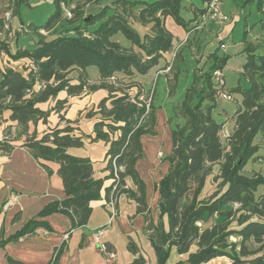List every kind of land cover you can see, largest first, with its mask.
Here are the masks:
<instances>
[{
	"label": "trees",
	"instance_id": "16d2710c",
	"mask_svg": "<svg viewBox=\"0 0 264 264\" xmlns=\"http://www.w3.org/2000/svg\"><path fill=\"white\" fill-rule=\"evenodd\" d=\"M25 1L14 0V13L19 14ZM75 1L55 0V10L46 24L35 27L37 31H49L62 25V29L51 38L39 33L41 37L32 50L18 49L12 53L7 44L0 42V49L5 47L14 59H28L24 65L26 73L14 68L2 73L0 117L3 110L10 109L11 119L19 126L18 135H26L24 145L33 156L60 164L59 175L65 190L63 199L48 203L9 239L18 240L39 227L52 230L46 218L54 213L69 216L73 229L88 223L91 203L101 199L104 179L95 178L89 157L76 156L68 150L83 146L84 139L90 136L92 141L104 140L109 144L107 168L114 181L106 188V196L116 199L126 194L137 203L158 264H167L172 247L188 254L187 260L175 264H203L218 256L229 257L232 264H264V193H256L264 185V175L245 169L251 159L259 158L256 154L261 146L255 142L259 132L264 141V46L260 51L252 43L246 46L247 60L240 74L248 82L247 87L238 85L226 91L225 86H219L214 72L223 70L227 56L221 58L214 52L209 55L208 69L194 73L182 100H170L173 149L165 156L169 171L158 185L159 208L168 217L166 229L161 222H153L146 185L136 163L144 156L141 137L157 133L156 86L150 71L159 64L163 53L173 47L165 18L172 16L184 26L194 19L187 21L181 15L182 0H113L87 15L81 4L72 8ZM65 7L71 9L72 17L66 16ZM258 7L263 8L262 0ZM96 23L98 26L93 27ZM3 27L0 19V31ZM91 66L99 70L96 82L91 81ZM73 72H77L76 82L70 77ZM178 76L175 73L174 82H169L170 96L176 91ZM101 88L108 95L99 102L97 110L88 112V116L101 115L95 123L94 136L76 132L77 128L71 125L53 128L39 139L28 136L30 122H46L50 114L39 103L55 99L61 91L73 96ZM223 93L230 94L232 99L238 93L241 100L233 115L220 120L214 111ZM66 103L67 99H57L55 109L60 113ZM60 117L64 119V115ZM230 121L232 128L227 125ZM225 127L230 131L227 138L223 135ZM10 129H5L9 138ZM13 147L9 139L0 141L2 153L9 154ZM215 165L219 172L212 176ZM127 177L133 179L136 189L127 187ZM211 180L213 188L208 185ZM2 209L3 205L0 212ZM232 236L239 241H232ZM129 248L135 254L138 252L132 242ZM62 250V246L58 247L47 264H58ZM9 262L22 264L11 257ZM131 264L147 263L140 254Z\"/></svg>",
	"mask_w": 264,
	"mask_h": 264
},
{
	"label": "crops",
	"instance_id": "0c3cea01",
	"mask_svg": "<svg viewBox=\"0 0 264 264\" xmlns=\"http://www.w3.org/2000/svg\"><path fill=\"white\" fill-rule=\"evenodd\" d=\"M77 1L72 4V7L76 6ZM206 1L203 0L201 7L193 3L195 15L189 20H194L187 26L177 23L172 16L165 18V27L173 37V47L163 53L159 64L150 71L156 86L157 133L155 135L145 134L141 137L144 156L137 161L136 169L146 185V201L151 210L153 222L156 225L161 222L166 229L169 225L168 217L166 214H161L159 208L158 185L169 171L170 163L165 159V156L170 154L173 149L172 127L169 122V118L173 114L170 103V100L173 99L169 95L170 72L178 73L179 77L186 74V77L189 78L191 73H202L208 69L211 64V60L208 59L209 55L223 48V44L231 36L232 39L234 38L237 25L242 20L241 7H246L248 3L256 1L258 6L261 0H227L225 11L230 16L229 21L218 24L209 20L203 28L195 29L194 26L200 20ZM11 2L14 0H0V19L4 22V27L0 31V42L3 41L7 44L10 51L11 41L4 37L6 31H9V35H11L16 32L14 30H21L20 26H16L18 14L13 13L14 4L11 5ZM262 2L263 8L258 7V9L264 11V0ZM84 10L86 11L85 8ZM87 14L85 12V15ZM260 21L263 27L262 33L255 37L254 41L247 40L249 34L243 39L244 44L245 42L246 44L252 43L258 46L259 51L264 46V18ZM248 30L245 32L247 33ZM40 32L43 33L42 30ZM216 42L219 47L210 51ZM124 44L129 45V42ZM135 48L138 50L137 47ZM23 49L20 48V50ZM10 56L11 54L5 47L0 49V79L6 69L21 70L16 67L20 66L21 62H14L13 67ZM27 61L26 58L23 64H26ZM190 64H193L192 70L187 68ZM243 65L239 68L240 72ZM184 66L186 67L184 68ZM221 71L223 72V70ZM70 77L76 82L77 72L71 73ZM90 77L92 82H96L99 79V74L93 72ZM262 81L264 83V78ZM159 84L163 91L161 104L157 102L160 95ZM107 95L108 91L104 88L88 93L84 92L77 96H69L63 92L59 93L55 99L39 103L38 106L43 110L50 111V114L46 122L42 119L30 122L28 136H35L36 139H39L51 129L63 128L67 125L77 128L76 132L94 136L95 123L101 115L96 113L88 116V112L92 109L97 110L99 102ZM57 99H67V103L60 113L55 109ZM60 114L64 115V119H61ZM7 127H10L14 133L11 138L5 136ZM18 129L17 121L11 119V110H3L0 117V141L9 139L14 147L9 154L0 152V206L13 194H18L20 197L12 207L6 210L2 209L0 212V264H11L9 257L22 264H47L54 251L60 246L63 250L58 264H131L140 254L144 256L147 264H158L156 251L146 231L145 217L137 212V203L126 194H120L116 198L115 215H112L106 205L111 198V196L110 198L106 196V188L113 182V178H109L110 170L107 168L109 144L104 140L92 141L90 136L84 139L83 146L70 147L68 150L73 155L89 157L93 162L95 178L104 179L101 199L91 203L92 212L88 223L83 227L73 229L69 216L54 213L46 218L52 230L39 227L30 235L20 237L18 240H10L9 238L30 219L36 217L44 206L65 197L63 179L59 175L60 164L52 160L36 159L29 148L24 145L26 135H18ZM126 185L136 189L131 177L126 178ZM208 185L210 184L208 183ZM100 229L103 230L100 241L107 243L109 248L116 252L113 262L107 260L105 254L93 240L95 232ZM231 240L237 242L239 238L232 236ZM131 242L138 248L136 254L129 248ZM187 258V253L181 254L176 247H172L167 264H175L180 260L185 261ZM203 264H232V260L227 256H218Z\"/></svg>",
	"mask_w": 264,
	"mask_h": 264
},
{
	"label": "rangeland",
	"instance_id": "374dc122",
	"mask_svg": "<svg viewBox=\"0 0 264 264\" xmlns=\"http://www.w3.org/2000/svg\"><path fill=\"white\" fill-rule=\"evenodd\" d=\"M112 1L113 0H78L77 3L84 6V8L86 9V11L84 10V13L85 12L89 13L91 11L99 9V7L111 3ZM148 1H153V0H148ZM193 3L201 7L203 4V0L181 1V5H182L181 15L186 20H189L191 17H194L195 15ZM12 4H14V2H11V5ZM54 10H55V0H26L21 4L20 11L16 20V26L17 25L20 26L21 30L20 31L14 30L16 32H13L11 35H9V31H6V35L4 36L6 40L11 41L10 47L12 53H17V50L20 48L32 50L34 47H36L37 42L41 37L39 34L41 32L40 30L37 31L38 29H36L35 26H44L50 15L54 12ZM13 13H14V9H13ZM240 13L242 20L237 25L235 34L233 35L234 38L232 39L231 36V38L227 40L225 44H223V48H221L217 52L218 56H220L221 58H225V56H227L223 68V75L226 82L225 84L226 91H229L238 85H241L242 87L248 86L247 81L243 77H241L239 71V68L247 60V50H246L247 44L246 42L244 44L243 39L247 36V34H249V38H247V40L254 41L255 40L254 38L259 36L262 33V29H263L260 19L264 18V11L258 9L257 1L254 3L252 2L248 3L246 7H241ZM66 26L67 25H65L64 27ZM97 26L98 23H96L93 27H97ZM137 27L138 29H141L139 23L137 24ZM61 29H62V25H57L56 27H54L49 31L46 29H41L43 32L41 34L45 37L51 38L52 36L59 34ZM247 29L249 30L246 33L245 30ZM117 37L121 39L123 43H128V40L122 34H118ZM216 47L217 48L219 47V44L217 42L212 46V48H210V51H214ZM10 58L12 59L13 67H14V62H21L19 63L20 66H16V67H19L24 73H26V70L24 68L25 64H23L26 59L25 57L14 59L12 56H10ZM192 65L193 64H190L189 66H187V68L192 70ZM207 65H209V63H207ZM185 67L186 66H184V68ZM88 71L90 74H92L93 72L99 73L97 66L89 67ZM170 73H171L170 81L174 82L173 75L175 73L173 71H171ZM193 75L194 74L191 73L189 78L186 77V74L180 77L178 76L176 91L174 95L171 96L173 101L182 100L186 88L189 87L192 82ZM169 87H170V83H169ZM63 92L66 91H61L60 94H62ZM158 92L160 95L157 98V102L161 104L163 101L161 100L163 98V91L160 87V84H159ZM73 96H77V95H73ZM233 97L235 99H228L224 94H221L218 97L217 105L215 107L214 112L220 120L227 119V116L229 117L233 115L237 110L240 104L241 96L238 93H234ZM228 126L232 128L233 122L231 121L228 122ZM13 134L14 133H11L10 136L13 137ZM255 142L260 144L261 146L256 154L257 156H259V158L251 159L248 162L245 169L250 172H259L262 175H264V141L262 139L261 132L257 134L255 138ZM218 172H219V166L215 165L213 168L212 176H214ZM209 187L210 188L214 187L213 180H211ZM256 193L257 194L264 193V185L259 186Z\"/></svg>",
	"mask_w": 264,
	"mask_h": 264
},
{
	"label": "built area",
	"instance_id": "2783aa9c",
	"mask_svg": "<svg viewBox=\"0 0 264 264\" xmlns=\"http://www.w3.org/2000/svg\"><path fill=\"white\" fill-rule=\"evenodd\" d=\"M227 0H207L205 2V5L203 7L200 20L196 22L194 28L195 29H201L205 26L206 22L209 20H213L217 22L218 24H223L230 20L229 14L225 11V3ZM65 14L67 17H72V12L70 8L65 7ZM214 77L216 82H218L219 86L224 87L225 86V78L223 75V72L221 70H216L214 72ZM226 98L232 99V96L227 93H223ZM223 135L224 137L230 136V131L228 128L223 129ZM115 179H119L117 168H115ZM114 181V178H113ZM116 186H114V189ZM18 194L11 195L3 204V209L6 210L10 207H12L18 200H19ZM106 205L109 207L112 215L116 214V199L111 196V198L107 201ZM103 234V230H97L94 234V242L97 244L98 248L105 254L107 260L110 262H113L116 258V252L109 248L108 244L105 242L100 241L101 236Z\"/></svg>",
	"mask_w": 264,
	"mask_h": 264
}]
</instances>
